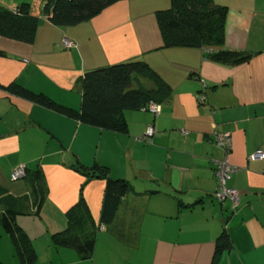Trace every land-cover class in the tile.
Returning a JSON list of instances; mask_svg holds the SVG:
<instances>
[{"label": "crops", "instance_id": "crops-1", "mask_svg": "<svg viewBox=\"0 0 264 264\" xmlns=\"http://www.w3.org/2000/svg\"><path fill=\"white\" fill-rule=\"evenodd\" d=\"M215 1L227 10L223 50L249 55L243 62L215 61L212 55L220 48L209 46L161 49L155 12L168 8L169 0L120 1L89 22L67 28L41 17V0H0L3 8L27 2L40 18L32 45L0 37L5 53L0 56L1 84L17 79L78 110L81 74L140 59L171 89L158 117L127 111L124 133L81 124L0 90V186L15 197L28 194L25 179L10 180L20 165L39 170L46 185L39 215L18 220L33 239L37 262L264 264V159L249 160L264 153V0ZM64 40L73 46L63 48ZM149 125L154 133L145 142L141 138ZM214 131L231 138L226 159L238 168L228 183L239 194L235 210L228 200L219 204L212 199L214 170L225 159L224 150L211 140ZM77 163L87 169L104 166L109 177L130 184L109 225L100 224L105 181L86 180L72 168ZM82 186L97 225L87 260L51 243V235L65 228L66 213ZM224 229L232 248L214 257ZM6 250L0 260L8 264L9 257V264H17L10 246Z\"/></svg>", "mask_w": 264, "mask_h": 264}, {"label": "trees", "instance_id": "trees-1", "mask_svg": "<svg viewBox=\"0 0 264 264\" xmlns=\"http://www.w3.org/2000/svg\"><path fill=\"white\" fill-rule=\"evenodd\" d=\"M120 1L124 0H41V17L58 28L75 27L89 22ZM226 16V6L218 4L215 0H169L168 8L155 12V20L161 36L160 48L215 47L220 48L212 55L215 61L229 64L243 62L249 58V55L223 50ZM39 23L40 18L33 15L31 4L27 2H20L12 9L0 7V37L32 45ZM0 56H5V53L0 51ZM201 82L205 87V82L203 80ZM76 83L81 90L78 110L60 105L45 93L21 85L17 79L6 85L0 83V90L81 124L117 133L126 132L127 111H148L146 107L149 103L161 105L171 94L166 81L140 59H131L86 71L79 76ZM199 97H197L198 102ZM204 100L205 98L199 103H204ZM215 132L217 131L212 134ZM141 139L151 142V138L142 136ZM21 168L24 172L21 179L26 180L28 194L15 197L0 186V233L10 239L17 264H35L38 254L33 239L21 227L18 218L39 215L46 196V185L39 170L30 172L24 165L12 170L10 180L13 172ZM72 168L83 174L86 180L95 178L105 181L100 224L106 226L112 223L122 199L131 191L130 184L122 178L109 177L108 168L104 166L95 165L87 169L77 163L72 165ZM83 187L80 188L77 202L66 213L65 228L51 235V243L56 249H72L81 259L87 260L94 251L97 225L84 201ZM216 187L212 199L221 204L214 196ZM231 248L229 235L224 229L216 242L214 257L230 251ZM0 264L4 263L0 260Z\"/></svg>", "mask_w": 264, "mask_h": 264}, {"label": "built area", "instance_id": "built-area-1", "mask_svg": "<svg viewBox=\"0 0 264 264\" xmlns=\"http://www.w3.org/2000/svg\"><path fill=\"white\" fill-rule=\"evenodd\" d=\"M63 48H70L73 44L69 40H64L62 42ZM204 98L202 96L199 97V102H202ZM146 109L151 112L155 117L160 114V105L149 103ZM154 133V127L148 126L145 135L143 138H151ZM212 141L215 143L217 147H220L224 150L225 159L223 161L217 162L215 176L217 178V187L214 196L221 203L229 200L231 203L232 210H235L239 205V194L233 189L227 186V182L238 172V168L232 166L227 161V157L231 152V138L230 135L226 132L218 133L215 132L212 134ZM264 159V153L256 152L249 157L250 161H262ZM24 176V172L21 169H17L12 174V180H16L18 178H22Z\"/></svg>", "mask_w": 264, "mask_h": 264}, {"label": "rangeland", "instance_id": "rangeland-1", "mask_svg": "<svg viewBox=\"0 0 264 264\" xmlns=\"http://www.w3.org/2000/svg\"><path fill=\"white\" fill-rule=\"evenodd\" d=\"M13 7H11V9H12ZM205 48H207V47H205ZM18 180H21V178H18V179H16L15 181H18ZM18 220H20V217L18 218ZM2 232V231H1ZM35 235V234H34ZM7 239L6 241H4V237ZM3 236H2V242L0 243V255L1 256H3V257H7V245L8 246H10V248L12 249V251H13V254H14V248H13V246H12V243H10V239L6 236V235H4L3 234ZM15 256V255H14ZM6 259V258H5ZM6 261L8 262V264H9V257L6 259ZM41 263V262H40ZM39 262H36V264H40ZM7 264V263H6Z\"/></svg>", "mask_w": 264, "mask_h": 264}]
</instances>
